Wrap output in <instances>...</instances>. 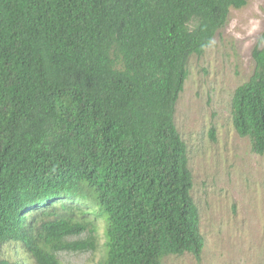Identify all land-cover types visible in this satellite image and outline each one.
<instances>
[{
	"label": "trees",
	"instance_id": "trees-1",
	"mask_svg": "<svg viewBox=\"0 0 264 264\" xmlns=\"http://www.w3.org/2000/svg\"><path fill=\"white\" fill-rule=\"evenodd\" d=\"M250 1L0 0V250L60 264L59 252L97 251L89 218L101 217L98 264L199 261L175 107L190 58ZM252 59L231 119L264 157V32Z\"/></svg>",
	"mask_w": 264,
	"mask_h": 264
},
{
	"label": "rangeland",
	"instance_id": "rangeland-1",
	"mask_svg": "<svg viewBox=\"0 0 264 264\" xmlns=\"http://www.w3.org/2000/svg\"><path fill=\"white\" fill-rule=\"evenodd\" d=\"M263 32L264 0H251L240 10L231 9L204 54L189 60L174 124L187 147L204 248L199 261L185 254L166 257L163 264H264V157L251 152L231 119L234 90L252 75V51ZM89 222L97 230V251L59 252L60 264H98L102 259L104 218ZM0 257L35 264L13 242L1 246Z\"/></svg>",
	"mask_w": 264,
	"mask_h": 264
}]
</instances>
